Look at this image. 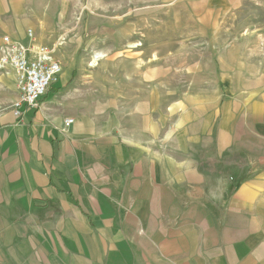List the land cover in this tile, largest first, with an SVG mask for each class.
<instances>
[{
	"label": "crops",
	"instance_id": "0c3cea01",
	"mask_svg": "<svg viewBox=\"0 0 264 264\" xmlns=\"http://www.w3.org/2000/svg\"><path fill=\"white\" fill-rule=\"evenodd\" d=\"M245 1L186 0L208 33L172 44L216 47L207 78L237 87L168 88L185 97L163 113L153 42L112 60L133 72L65 67L37 107L0 113V264H264V59L219 22Z\"/></svg>",
	"mask_w": 264,
	"mask_h": 264
},
{
	"label": "rangeland",
	"instance_id": "374dc122",
	"mask_svg": "<svg viewBox=\"0 0 264 264\" xmlns=\"http://www.w3.org/2000/svg\"><path fill=\"white\" fill-rule=\"evenodd\" d=\"M197 17L187 14L186 0L172 3L170 0H0V40L3 35H9L14 41L27 42L30 29L36 42L60 61L62 69L96 71L104 83L107 77L121 74L124 69L134 70L130 61L113 59L129 58L137 54L136 49L150 48L153 42H160L164 113L169 110L171 101L185 97L170 94L168 88H201L213 83L225 89L239 86L235 78H207L209 74L217 77L219 72L217 62H207L212 49L216 56V47L209 48L196 41L184 47L172 45L186 34L204 36L208 33L200 27L199 31H194L192 25L203 22L201 16ZM219 22L228 25L227 44L240 35L243 39H249V33L256 35V54L264 59V0H246L241 12L226 13ZM177 50L181 54L170 60V52ZM94 57L96 62L93 63ZM108 71L112 75H108ZM17 95L13 71L0 70V113L11 109ZM228 97L223 95L224 99Z\"/></svg>",
	"mask_w": 264,
	"mask_h": 264
},
{
	"label": "built area",
	"instance_id": "2783aa9c",
	"mask_svg": "<svg viewBox=\"0 0 264 264\" xmlns=\"http://www.w3.org/2000/svg\"><path fill=\"white\" fill-rule=\"evenodd\" d=\"M27 42H18L3 35L0 40V70L13 71L17 98L11 110L16 118L23 114L24 107H37L40 99L59 80L62 66L48 50L33 38L29 29ZM72 117L63 121L65 128L73 123Z\"/></svg>",
	"mask_w": 264,
	"mask_h": 264
},
{
	"label": "bare ground",
	"instance_id": "6f19581e",
	"mask_svg": "<svg viewBox=\"0 0 264 264\" xmlns=\"http://www.w3.org/2000/svg\"><path fill=\"white\" fill-rule=\"evenodd\" d=\"M101 53V52H100ZM102 54V53H101ZM96 60V58L94 57V60H93V63H94V61ZM96 62V61H95Z\"/></svg>",
	"mask_w": 264,
	"mask_h": 264
}]
</instances>
